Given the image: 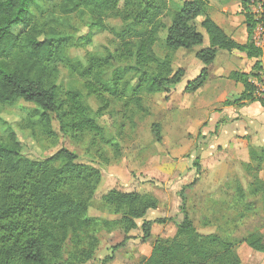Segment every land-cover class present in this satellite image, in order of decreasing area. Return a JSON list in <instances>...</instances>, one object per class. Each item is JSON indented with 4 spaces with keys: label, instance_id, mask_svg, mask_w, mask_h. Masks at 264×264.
Returning <instances> with one entry per match:
<instances>
[{
    "label": "trees",
    "instance_id": "1",
    "mask_svg": "<svg viewBox=\"0 0 264 264\" xmlns=\"http://www.w3.org/2000/svg\"><path fill=\"white\" fill-rule=\"evenodd\" d=\"M168 1L62 0L64 14L87 13L92 31H108L116 40L113 52L74 61L68 50L90 45L92 32L77 37L49 32L45 22L32 14L33 10L44 16L42 0H0V106H13L20 100L34 105L31 118L39 117V127L49 139L55 138L50 117L54 115L63 136L79 141L88 135L91 146L96 141L108 145L88 99L95 101L101 115L115 102H121L125 110L132 106L131 112H146L143 97L182 82L183 71L172 68L174 54L202 45L200 27L209 39V47L196 52L195 58L203 68L187 82L185 91L194 93L202 88L208 78L207 67L214 62L217 51H239L256 62L249 73L230 74L229 79L243 86L234 104L256 101L264 108V101L254 96L248 82L262 69V50L252 42L254 20L247 12L248 0L241 3L248 35L244 45L232 40L209 17L207 0H184L170 13V24L166 26L161 19L168 11ZM104 17L120 20L121 29L109 28ZM199 18L202 20L197 23ZM162 32L166 33L163 40ZM158 44L164 50L163 56L154 51ZM58 67L80 79L81 89L63 90L57 85ZM151 127L156 141H161V126ZM114 149L118 147L114 145ZM18 150L13 136L9 145L0 143V264H86L98 247L100 232L134 230L136 221L158 206L150 195L110 190L101 197L98 210L119 215V219L89 217L88 209L102 178L97 168L77 162L76 155L66 149L39 161L21 157ZM248 156L249 162L242 168L246 174H253L252 180L244 189L238 179H231V206L240 215L225 220L227 231L200 235L181 198L182 220L175 236L155 241L149 256L139 264H241L231 235L243 224L241 212L253 210V204L242 203L259 198L264 205V179L259 176L264 168V147L250 148ZM154 222L166 223L164 219ZM152 224L142 222L143 241L150 237ZM242 242L250 250L264 254V242L258 233H249ZM121 245L114 246L112 252Z\"/></svg>",
    "mask_w": 264,
    "mask_h": 264
},
{
    "label": "rangeland",
    "instance_id": "2",
    "mask_svg": "<svg viewBox=\"0 0 264 264\" xmlns=\"http://www.w3.org/2000/svg\"><path fill=\"white\" fill-rule=\"evenodd\" d=\"M183 1H168V11L161 19L166 26L170 24V13L180 7ZM221 1L222 6L227 8L236 3V0ZM61 3L62 0H42L44 16L40 17L33 10L32 14L41 23L45 22L44 27L49 32L72 37L92 32L90 45L68 50L71 59L85 61L89 55L103 57L107 51L115 50L116 40L110 32L92 31L87 13L66 15L60 8ZM210 14L213 15L211 12ZM200 20L197 19V23ZM104 23L115 30L122 27L120 20L110 17H104ZM50 28H53L52 31ZM18 31L19 29L16 32ZM198 31L204 38L201 46L193 50H179L174 54L172 68L174 71H183L182 82L156 95L143 97L146 112H131L134 109L132 106L125 110L121 102H115L107 113L101 115L97 113L98 105L95 101L88 99L94 119L110 142L108 145L96 141V145L91 146L92 138L88 135L79 141L63 136L54 115L50 117L55 138L49 139L39 127V117L31 118L34 105L20 100L13 106H0V143L9 145L13 136L21 157L39 161L60 149H66L76 155L77 162L90 165L101 172V182L88 209L89 217L109 221L119 219V215L98 210L101 197L110 190L147 194L158 201L155 210L148 211L142 220L136 221V229L126 233L122 230L100 232L98 247L93 258L86 264L142 262L149 256L155 241L170 240L175 236L177 225L182 220L181 198L184 199L189 219L200 235L227 231L225 220L239 218L238 210L234 211L231 206L234 196L231 179H238L246 189L253 174H246L242 168L246 158L235 150H228L227 144L218 139L219 124L226 119L217 115L222 110L217 97L224 93L232 95L234 91L230 87L233 83L223 76L220 79L207 78L203 85L206 87L194 93L185 91L184 87L203 68L195 58L196 52L209 47L205 32L201 28ZM165 34H160L161 40L165 38ZM154 51L158 56L164 55L160 44ZM221 52L224 51H218L213 64L222 60ZM56 84L63 90L82 87V81L71 76L62 67L57 69ZM213 87L221 89L214 95ZM210 97L212 98L209 99ZM153 124L161 126L159 142L152 131ZM231 127L233 129L235 125ZM112 144L118 149L115 150ZM259 176L264 179V168ZM244 204H253V210L241 212L243 224L233 232L231 240L241 264H264V254L250 250L242 242L252 232L258 233L264 242V205L259 198L247 199L242 206ZM157 219H164L166 223L156 224L154 221ZM146 220L153 224L150 237L143 241L141 225ZM119 244H122L121 247L112 252V248ZM108 257L111 259H107Z\"/></svg>",
    "mask_w": 264,
    "mask_h": 264
},
{
    "label": "crops",
    "instance_id": "3",
    "mask_svg": "<svg viewBox=\"0 0 264 264\" xmlns=\"http://www.w3.org/2000/svg\"><path fill=\"white\" fill-rule=\"evenodd\" d=\"M207 1V13L214 23L236 43L244 45L247 42L248 35L244 24V15L241 13L242 0H236L235 5L231 8L222 6L223 1L221 0ZM210 12L213 13V15H211ZM224 52L226 54H223ZM224 52L220 54L222 56L221 61L215 64L212 63L213 65L211 64L207 67L209 80L211 77L220 79L225 76L226 79L233 83L230 89H233L234 96L233 94L228 95L224 93L217 97V102L222 105V110L217 115L220 117L224 116L226 119L225 122L219 124L218 139L224 142V144H227L226 148L228 150H235L236 153L245 157L246 160L244 163H248L249 149H260L264 147V108L256 101H242L234 104L235 100H237L243 92V86L241 83L229 79V76L233 72L240 74L249 73L256 60L247 58L245 53L239 51ZM217 55L218 51L214 61H216ZM259 62L262 67L261 70H264V50H262V56ZM212 81H214V79ZM205 87L206 86H202V89ZM212 89L215 95L216 92H219L221 87H213ZM211 98L212 97L209 99ZM232 125H235V128L231 129Z\"/></svg>",
    "mask_w": 264,
    "mask_h": 264
},
{
    "label": "built area",
    "instance_id": "4",
    "mask_svg": "<svg viewBox=\"0 0 264 264\" xmlns=\"http://www.w3.org/2000/svg\"><path fill=\"white\" fill-rule=\"evenodd\" d=\"M247 12L253 17L254 28L252 42L255 48L264 49V0H248ZM249 84L254 88V96L264 101V70L257 76L249 79Z\"/></svg>",
    "mask_w": 264,
    "mask_h": 264
}]
</instances>
